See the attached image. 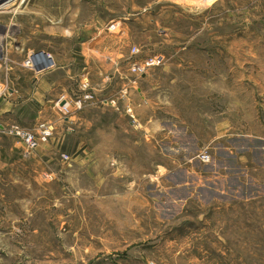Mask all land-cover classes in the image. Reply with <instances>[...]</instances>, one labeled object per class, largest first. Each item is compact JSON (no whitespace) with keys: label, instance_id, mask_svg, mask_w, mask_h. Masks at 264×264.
I'll use <instances>...</instances> for the list:
<instances>
[{"label":"rangeland","instance_id":"rangeland-1","mask_svg":"<svg viewBox=\"0 0 264 264\" xmlns=\"http://www.w3.org/2000/svg\"><path fill=\"white\" fill-rule=\"evenodd\" d=\"M0 264H264V0L1 9Z\"/></svg>","mask_w":264,"mask_h":264},{"label":"built area","instance_id":"built-area-1","mask_svg":"<svg viewBox=\"0 0 264 264\" xmlns=\"http://www.w3.org/2000/svg\"><path fill=\"white\" fill-rule=\"evenodd\" d=\"M157 64V58L152 57V58H145L139 64H137V68L140 72H146L147 69H150L154 67ZM91 99L92 96L90 94H86L85 99ZM60 101L57 103V105H60ZM82 101H79L77 105L79 108L81 107ZM70 103L65 102L63 104V108H66ZM53 126L50 122L47 121H41L38 123L35 129L33 130H23V129H16V133L20 138L22 139L23 143L26 146V149L30 152L34 151L39 147L41 141H47L48 139L51 138L53 134Z\"/></svg>","mask_w":264,"mask_h":264},{"label":"bare ground","instance_id":"bare-ground-1","mask_svg":"<svg viewBox=\"0 0 264 264\" xmlns=\"http://www.w3.org/2000/svg\"><path fill=\"white\" fill-rule=\"evenodd\" d=\"M18 1L19 0H5L3 3H0V10L1 9H7L8 12H9V10L13 11L15 4H17ZM14 12H15V10H14Z\"/></svg>","mask_w":264,"mask_h":264}]
</instances>
